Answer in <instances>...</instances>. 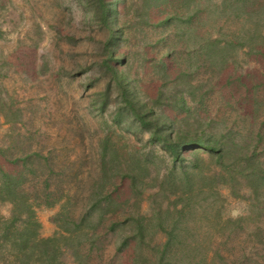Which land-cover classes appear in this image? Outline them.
Segmentation results:
<instances>
[{
  "label": "trees",
  "instance_id": "trees-1",
  "mask_svg": "<svg viewBox=\"0 0 264 264\" xmlns=\"http://www.w3.org/2000/svg\"><path fill=\"white\" fill-rule=\"evenodd\" d=\"M80 4L109 31L96 63L107 81L91 102L102 133L91 135L87 157L72 159L75 146L62 160L65 148L33 150L36 133L9 129L0 141V206H11L0 212V264H206L208 225L231 227V237L264 216V0ZM157 25L169 31L160 59L148 42ZM128 42L126 52L115 48ZM139 50L145 75L133 71ZM5 118L24 123L17 111ZM229 199L247 213L223 217ZM42 206L59 207L52 237L40 235Z\"/></svg>",
  "mask_w": 264,
  "mask_h": 264
},
{
  "label": "rangeland",
  "instance_id": "rangeland-1",
  "mask_svg": "<svg viewBox=\"0 0 264 264\" xmlns=\"http://www.w3.org/2000/svg\"><path fill=\"white\" fill-rule=\"evenodd\" d=\"M117 6L123 9L121 2ZM0 31V141L5 140L9 129L23 134L29 131L36 133L40 141L31 143L33 150L62 147L67 152L56 157L64 160L77 146V153L72 152L70 157H87L91 135L102 133L98 111L91 102L107 81L100 77L96 63L104 58L109 31L90 22L80 0H0ZM168 32L163 25L148 28L151 57L163 56ZM131 41L133 45V38ZM124 45L115 48L126 52L132 46L130 42ZM138 53L140 59L136 56L133 71L145 75L143 52ZM146 78L152 81L150 75ZM96 79L90 87L88 84ZM11 111L19 112L24 123L11 127L5 118ZM75 131L78 139L74 138ZM149 204H143L145 213ZM10 210L8 204L0 206L3 216H8ZM58 210L37 208L41 237L57 233L51 219ZM221 213L225 218L245 215L246 203L229 199ZM241 225L244 228H237L231 237V227L218 223L206 227L210 244L206 264H264V216ZM114 250V240L110 239L106 242L105 261L112 258ZM217 250L222 258L216 257ZM115 264L120 260L116 259Z\"/></svg>",
  "mask_w": 264,
  "mask_h": 264
}]
</instances>
